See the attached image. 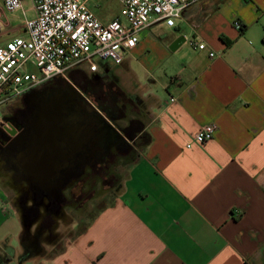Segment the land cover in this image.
Returning a JSON list of instances; mask_svg holds the SVG:
<instances>
[{
	"label": "crops",
	"instance_id": "crops-1",
	"mask_svg": "<svg viewBox=\"0 0 264 264\" xmlns=\"http://www.w3.org/2000/svg\"><path fill=\"white\" fill-rule=\"evenodd\" d=\"M18 35L0 0V46ZM99 64L146 142L84 229L64 222L30 250L0 172V264H264V0H196L175 26L139 31L117 67ZM208 123L212 139L195 143Z\"/></svg>",
	"mask_w": 264,
	"mask_h": 264
},
{
	"label": "flooded vegetation",
	"instance_id": "flooded-vegetation-1",
	"mask_svg": "<svg viewBox=\"0 0 264 264\" xmlns=\"http://www.w3.org/2000/svg\"><path fill=\"white\" fill-rule=\"evenodd\" d=\"M75 73L25 93L4 116L9 127L0 130V172L13 191V205L29 224L26 250L36 247L38 239H51L60 222H75L69 211L83 206L97 188L113 187L121 160L129 164L143 143L142 133L135 134L138 121L128 116L134 101L113 89L109 80L94 79L87 72L88 79L78 84ZM70 131L79 135L58 168L29 167L30 160L39 165L41 155L55 154L57 149L47 143L50 134Z\"/></svg>",
	"mask_w": 264,
	"mask_h": 264
},
{
	"label": "built area",
	"instance_id": "built-area-1",
	"mask_svg": "<svg viewBox=\"0 0 264 264\" xmlns=\"http://www.w3.org/2000/svg\"><path fill=\"white\" fill-rule=\"evenodd\" d=\"M25 1L32 3L34 16L23 18L24 35L0 46V107L49 80L66 78L80 65H86L85 72L93 75L100 70V62L120 64L124 54L136 45L139 31L153 24L175 26L196 0H116L119 12L107 22L89 6L95 0H1L6 14L23 11ZM235 25L240 27L238 22ZM193 46L205 49L202 43L193 42ZM27 63L38 73L26 70ZM8 127L9 122L0 113V130ZM215 129L213 123L202 125L193 141L203 144L211 140Z\"/></svg>",
	"mask_w": 264,
	"mask_h": 264
},
{
	"label": "rangeland",
	"instance_id": "rangeland-1",
	"mask_svg": "<svg viewBox=\"0 0 264 264\" xmlns=\"http://www.w3.org/2000/svg\"><path fill=\"white\" fill-rule=\"evenodd\" d=\"M96 2L99 3V6L98 7L95 6L93 8V11L101 20H108L119 12L120 4L116 0H96ZM22 9H23L24 13L21 9L15 11V12H12V13H7V17L9 18V21L12 24L19 26V25H21L22 20L25 16L28 18L34 16V10L32 9V3L30 1H26L23 5ZM125 54H127V52ZM125 54H124V56H125ZM110 64L113 67H115V66L117 67V65L114 66V64L111 62H110ZM25 67H26V70H28V71L38 73L37 68L30 63H27ZM86 69H87L86 65H80L79 70H75V71L76 72H78L80 70L86 71ZM137 79H139V81H140L141 90L144 89L143 93H146L150 87V84L146 80L145 76L140 74ZM158 88H159L160 92H163L164 94H166L164 89H161L160 87H158ZM17 101H15V102H17ZM14 104L15 103L3 105L2 107H0V113L3 116H9L11 114V111H12ZM128 114H129V112H128ZM139 148L140 147H137L136 150ZM123 162L124 161L121 160L120 165L117 168L118 170L115 171L116 172L115 175L117 177V180L114 181L113 187L104 186V187L97 188L94 192V196L91 199L86 200L84 202L83 206L74 207L69 211V215L75 220V222L76 221L78 222L77 224L74 225V228L72 230L73 232H78V231L84 229V227L86 225H88L89 222L95 217L97 212L103 206L107 205L108 203H110L113 200L116 193L118 192L119 186L121 185V183H122V181H123V179L127 173V169H128L129 164L125 165ZM117 181H118V185H117ZM4 189H5L7 197L9 198L10 201H12L13 191L8 186H5ZM63 223L64 222H62V224L59 223V226H58L59 230L63 228Z\"/></svg>",
	"mask_w": 264,
	"mask_h": 264
},
{
	"label": "water",
	"instance_id": "water-1",
	"mask_svg": "<svg viewBox=\"0 0 264 264\" xmlns=\"http://www.w3.org/2000/svg\"><path fill=\"white\" fill-rule=\"evenodd\" d=\"M185 38L183 35H179L177 38H175L170 44H169V49L170 50H175L179 45H181L184 42ZM93 78L97 79L98 75L93 74ZM78 132L73 133V132H68V133H58V134H50L49 135V143L50 146L54 147L56 150L55 154L54 153H49V155L45 156L41 155L42 159L40 161V164L38 165L35 162H32L30 160L29 167L32 170H55L56 168L59 167V159H64L65 158V153L69 152L72 153L74 150V141L78 137ZM39 142H46L38 139ZM55 156L57 159H55ZM55 165V166H54ZM19 212V210H18ZM19 217L21 221V226H22V231L25 233L28 231L29 224H25L24 222V216L19 212Z\"/></svg>",
	"mask_w": 264,
	"mask_h": 264
},
{
	"label": "trees",
	"instance_id": "trees-1",
	"mask_svg": "<svg viewBox=\"0 0 264 264\" xmlns=\"http://www.w3.org/2000/svg\"><path fill=\"white\" fill-rule=\"evenodd\" d=\"M76 75H79V79H76L78 84H82L85 80H87V75L86 72L84 71H78L77 73H75ZM74 77V74H71ZM110 81V86L114 89L115 87H117L115 80L111 79ZM96 87H98L99 89L101 88L100 84H98ZM115 105L117 106V104L115 103ZM147 139V138H146ZM146 141H144L143 143H145ZM142 143V144H143ZM131 163V161L129 162V164Z\"/></svg>",
	"mask_w": 264,
	"mask_h": 264
}]
</instances>
